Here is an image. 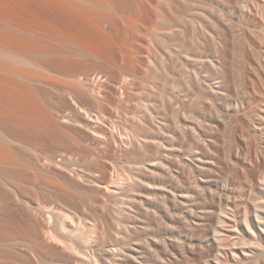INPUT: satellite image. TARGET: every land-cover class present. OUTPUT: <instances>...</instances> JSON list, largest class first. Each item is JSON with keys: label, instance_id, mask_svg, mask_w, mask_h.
Masks as SVG:
<instances>
[{"label": "rangeland", "instance_id": "1", "mask_svg": "<svg viewBox=\"0 0 264 264\" xmlns=\"http://www.w3.org/2000/svg\"><path fill=\"white\" fill-rule=\"evenodd\" d=\"M114 1L137 22L106 25L126 46L121 66L81 57L67 64L81 74L106 73L99 102L89 103L94 114L56 115L57 128L19 118L2 124L20 141L4 142L20 163L6 174L68 230L96 224L91 245L106 250L98 247L99 264H215L233 250L243 256L249 245L240 250L238 239L250 238L245 211L253 225L255 208L264 217V2L174 0L171 9L169 0ZM65 74L48 73L72 84ZM40 93L46 107L58 97ZM64 97L55 100L62 109L70 105ZM43 150L56 151L59 164L40 158ZM5 189L0 184L3 231L34 242L33 230L52 223L36 221ZM227 235L231 241L221 244ZM35 245L38 255L0 244V264H75L53 241ZM263 250L244 264H264ZM232 256L216 264H236Z\"/></svg>", "mask_w": 264, "mask_h": 264}, {"label": "bare ground", "instance_id": "2", "mask_svg": "<svg viewBox=\"0 0 264 264\" xmlns=\"http://www.w3.org/2000/svg\"><path fill=\"white\" fill-rule=\"evenodd\" d=\"M141 2L142 0L137 1L139 5ZM169 2L170 8L173 9L174 0H169ZM258 2L263 4L264 0H258ZM105 10L114 12L117 14V16H113L107 12L105 13ZM255 16L257 17L258 15ZM260 17L258 18L260 19L258 23L260 22L261 24H264V22H262L263 18L261 19ZM119 19H121L124 23H128L133 27H137V22L124 15L119 10L114 0H0V184H2L6 188L5 190H7V192L14 197L13 200L16 201L15 198H17L19 202H17L18 205L22 204L27 207L28 211L32 213V217L36 221L39 220V217H46L50 223H52V225L48 227L39 226L33 230V235L35 236L34 242L30 240L29 242L26 238V234L24 236L23 234L12 235L10 232L9 234L8 232L6 233V231H3V225L0 223V244H3L5 247L7 245L16 244L18 246L24 247L25 252L32 251L34 254L38 255L35 243L48 240L49 242L53 241L60 246L61 252L64 254L63 259L65 258L68 260L69 255L72 254L70 255L73 258V261L70 259L72 263L99 264V258H97L96 255L99 252L98 250H100L104 245L101 246V244V248L98 245L100 249L93 245L96 247V253L93 251L94 248H91L90 251L88 250L87 252V249L93 247L91 245L93 241L92 237H94V234L97 230V225L92 224L86 230L84 228V230H82L80 227H78V229L75 227L76 230L73 228L72 230H68L67 228L70 226H67V223L56 213V211L50 210V208L48 209L47 206L43 205L39 201H32L25 198L23 193L22 195L20 194L21 192L18 193V189L11 181V178L8 176L9 174L7 175L5 171L8 169V167H14L20 163L15 161L17 159L16 157L14 158L13 155L14 148L11 146L8 147V145L7 147H4L3 145H6V142L12 144L20 143V141L16 139L17 137H14L15 135L11 136L12 134L10 135L8 133L10 130L6 132V128L8 127L5 126H8L7 123H12L13 118L14 120H16L15 118H19L20 121L29 119V121L33 120L37 123H44L46 121V123L50 122L51 125L53 124V126L57 124V128L59 127V123L56 122V115L94 114L95 110L91 108L89 103H91V99H95L92 101L99 102L100 95H98L99 93L97 94L96 91H101L102 88L104 89L106 73L99 69H93L92 72L81 74L73 71L72 69V71H69L70 69L67 68V64L72 62L73 57H78L79 59L81 57L86 59H97L100 62V66L105 68L110 65L118 67L121 66L119 62L124 57V55L126 56V46L119 43L117 39L110 35L106 28V25L114 26V23ZM169 29H172V27ZM150 32L156 33V31L152 30ZM242 36L243 35H241V37ZM245 37L246 35L244 38ZM250 59H252V57ZM70 64L72 65L73 63ZM61 71L66 72L65 75H68L69 78H72L74 82H72V84H62L59 83L57 79V81L54 80L55 78L53 76L50 77L51 73H58ZM121 79V85L123 86L125 79ZM42 89H46L47 91L49 90V92H51L53 95H57L58 97L61 96V98L64 96L68 97V100L66 99V101L70 103V105L67 108L62 109L60 106H58V101H55L56 98H58L55 96L56 98L54 97V101H51L53 103H51L49 107H46L43 103V98H41L40 95V91H43ZM146 107H144V109ZM147 109L149 108L147 107ZM141 113H143L142 110ZM95 115H97V113ZM21 123L22 122H20V124ZM46 123H44V125ZM2 124L6 125L4 126ZM13 125L15 124L13 123ZM2 142H5L6 144H2ZM40 155V158L44 157L45 160H50L53 164H59L57 161L59 154L56 155V151L43 150L41 151ZM262 156L263 155L259 157ZM255 159L257 160L258 157ZM262 160L264 159L261 158V161ZM157 163L155 162L152 166L156 165ZM240 164L241 163H239V165ZM259 165L260 164L258 163V167ZM246 173L248 174V171ZM116 180L117 179L114 178V182H116ZM10 195H8L10 198L7 197L9 202L11 199ZM255 199L253 200L255 203L253 205L256 207L258 204L257 206L260 209L261 203L256 204ZM255 209L257 210V214L255 213L257 220L253 221V223L256 229L261 226L260 230L256 231L254 225L250 223L248 219L250 213H247L246 210L244 219L248 230L250 231H248V235L246 236L250 238L247 239L245 236L246 238L238 239L240 246L238 244L237 246H239L240 249V247L243 245H249V248L246 249L244 246V249H240H243V256L241 257L239 255V251L233 249V251L231 250L233 255L232 258H238L236 264H244L246 261L252 260L251 258L254 257L256 252L255 250H260V252H262V249H264V217L260 213L262 207L259 212L257 208ZM225 237H218V240H220L221 244L231 241H226L228 240V235L227 238ZM237 242H235V244ZM252 246L255 249L251 248ZM104 249L105 248L101 250L106 251ZM226 249L227 248H225V250ZM102 251L100 252L103 253ZM226 251L229 252V250ZM231 253H226V258L231 256ZM98 254V256H100V253ZM263 254L264 253H262V255ZM104 256L106 257V255ZM224 256L225 255L223 254L222 259L225 260L226 258H224ZM222 259L217 261H221ZM103 260L104 263L102 262V264H108L106 259ZM217 261H215V264ZM132 262L136 264L135 261Z\"/></svg>", "mask_w": 264, "mask_h": 264}]
</instances>
